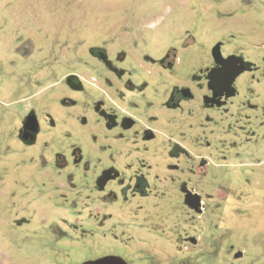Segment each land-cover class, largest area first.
<instances>
[{
    "label": "rangeland",
    "instance_id": "1",
    "mask_svg": "<svg viewBox=\"0 0 264 264\" xmlns=\"http://www.w3.org/2000/svg\"><path fill=\"white\" fill-rule=\"evenodd\" d=\"M148 33L202 66L220 40L229 52L263 64L264 0H0V264H78L73 260L79 256L85 262L113 256L127 264H264V165L253 154L264 148V119L242 104L260 105V77L252 83L258 87L254 98L246 96L250 85L232 99L229 133L226 115L217 118L218 149L205 155L210 164L193 186L202 197L201 213L183 207L172 188L164 204V198L119 205L84 198L75 200L77 214L67 212L45 199L57 196L32 175L55 152L83 141L84 131L76 111L73 117L56 113V129L45 127L34 147L25 146L17 138L19 109L6 106V98L34 96L69 72L81 76L87 42ZM34 105L45 121L47 110L57 109L52 98ZM251 135L259 138L254 144L246 142ZM95 211L112 212V218L103 221ZM74 226L89 233L77 241ZM65 249L63 259L58 251Z\"/></svg>",
    "mask_w": 264,
    "mask_h": 264
},
{
    "label": "flooded vegetation",
    "instance_id": "2",
    "mask_svg": "<svg viewBox=\"0 0 264 264\" xmlns=\"http://www.w3.org/2000/svg\"><path fill=\"white\" fill-rule=\"evenodd\" d=\"M114 40L110 44L104 38L99 43H86L81 76L69 72L59 85L44 87L34 96L18 97L12 102L6 98V106L15 103L19 109L17 138L25 146L34 147L45 127L51 132L56 129L58 118L53 116L56 113L73 117L76 111L75 120L84 131L83 141L71 142L64 152H55L53 160L32 171V175L44 187L53 188L57 197H45L48 202H58L67 212L72 210L76 214L74 207L78 199L92 198L104 205H119L164 198V204L168 203L170 188L183 207L187 206L186 195L191 203L199 196L196 211L202 212V197L193 186L201 169L210 164L205 155L218 149L217 118L226 115L229 133L232 99L250 85L253 87L248 88L246 96H256L258 87L252 83H260L256 77L264 81V63L257 65L241 53L229 52L221 40L208 51L210 60L204 66L200 60H192V55L169 47L164 37L148 33L118 36ZM214 48H218L219 61L238 56L252 63L251 70L238 76L230 89L209 83L212 71L223 72V66L212 55ZM21 54V51L17 55L12 52L6 57ZM244 74L249 76L239 80ZM11 88L13 92L22 91V87ZM28 90L31 87H26L25 91ZM258 90L260 105L249 103L248 99L242 104L258 110L264 119V87ZM231 92L234 93L230 95ZM43 98H52L57 106L54 112L47 110L44 115L47 121L40 118L34 105ZM30 100L33 104L30 108L22 107ZM66 137L71 139L68 131ZM258 139L251 135L246 137V142L254 144ZM262 151L254 149L253 154L263 158L260 164L264 165V148ZM92 212L88 211L89 216ZM94 213L98 217L102 215L103 221L112 218V212ZM83 229L87 230L83 226L72 229L80 233L77 241L82 233H89ZM58 255L64 259L69 256L68 250L58 251ZM82 262H85L83 256L73 260V263Z\"/></svg>",
    "mask_w": 264,
    "mask_h": 264
},
{
    "label": "water",
    "instance_id": "3",
    "mask_svg": "<svg viewBox=\"0 0 264 264\" xmlns=\"http://www.w3.org/2000/svg\"><path fill=\"white\" fill-rule=\"evenodd\" d=\"M218 48H214L212 51V55L215 58L217 62H219L223 66V72L222 71H212L209 76V83L213 85L217 84L218 86L222 87H233V83L235 82L236 78L240 76L245 71H250L252 68V63L249 61H245L242 57L238 56H230L227 59H221V61L218 60L217 56V50ZM234 92H231L230 95H232ZM186 194H188L186 192ZM197 196V195H196ZM193 197V196H192ZM199 199L200 197L197 196V201L191 203L188 199V196L186 195L185 202L187 206L197 210L199 206ZM198 213L201 212V210L196 211ZM193 243L196 242L195 239H191ZM242 253L238 252L236 253L235 257H241ZM84 264H127L122 258L119 257H104L101 259H97L94 261H89Z\"/></svg>",
    "mask_w": 264,
    "mask_h": 264
}]
</instances>
